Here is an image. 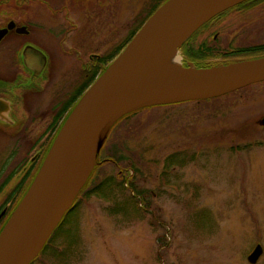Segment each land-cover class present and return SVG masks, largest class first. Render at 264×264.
Wrapping results in <instances>:
<instances>
[{
    "label": "rangeland",
    "instance_id": "374dc122",
    "mask_svg": "<svg viewBox=\"0 0 264 264\" xmlns=\"http://www.w3.org/2000/svg\"><path fill=\"white\" fill-rule=\"evenodd\" d=\"M159 1L117 0L113 20L102 10L101 52L123 44ZM78 13L81 21L93 17ZM250 24L251 41H260L264 14ZM198 35L195 46L204 39ZM263 117L264 82L230 96L149 106L120 122L106 146L122 161L99 163L102 176L123 170L151 206L126 220L109 212L110 201L84 200L81 247L70 264H251L255 245L264 247ZM175 152L188 161L175 164L165 184V158ZM33 264L56 263L40 257ZM256 264H264V253Z\"/></svg>",
    "mask_w": 264,
    "mask_h": 264
},
{
    "label": "water",
    "instance_id": "95a60500",
    "mask_svg": "<svg viewBox=\"0 0 264 264\" xmlns=\"http://www.w3.org/2000/svg\"><path fill=\"white\" fill-rule=\"evenodd\" d=\"M244 1L166 0L156 9L65 118L0 232V264H31L40 255L99 164L98 154L122 117L149 106L220 97L264 81V55L206 67L177 63L169 74L159 72L162 65L156 68L163 55L176 56L202 25ZM263 253L259 242L247 260L256 264Z\"/></svg>",
    "mask_w": 264,
    "mask_h": 264
},
{
    "label": "flooded vegetation",
    "instance_id": "af4514ba",
    "mask_svg": "<svg viewBox=\"0 0 264 264\" xmlns=\"http://www.w3.org/2000/svg\"><path fill=\"white\" fill-rule=\"evenodd\" d=\"M116 4L0 0V232L44 162L86 76L100 73L107 65L103 57L116 51L108 47L101 52L100 46V12L109 10L113 20ZM78 11L93 16L88 18L94 22L92 30H87L86 17H76ZM261 14L264 0H247L215 16L183 44L184 62L205 65L223 60L231 47L264 45V30L260 41H251V20ZM197 35L207 39L212 53L200 51L204 39L197 46L192 43Z\"/></svg>",
    "mask_w": 264,
    "mask_h": 264
},
{
    "label": "trees",
    "instance_id": "16d2710c",
    "mask_svg": "<svg viewBox=\"0 0 264 264\" xmlns=\"http://www.w3.org/2000/svg\"><path fill=\"white\" fill-rule=\"evenodd\" d=\"M161 1H159L148 12V15L141 21L140 25L133 31V33L127 38V40L123 44L115 48L116 51L112 54V56L103 57L104 63L107 64L106 66L103 67V70L100 73L97 74L94 73L89 76H86L85 84L82 88L78 90L76 100L79 99V97L88 89V87L96 80V78L105 70V68L110 64V62L129 43V41L134 37L136 32L141 28V26L146 22V20L162 4L160 3ZM200 46H201L200 51H202L203 53L205 54L212 53L211 52L212 48L208 46V42L206 43V41H204ZM191 50L196 51V49L194 48ZM228 50H230L227 52L229 55L227 57H224L223 60H218V61H224V60L231 61L243 57H258L264 55V45H257V44H250L245 47H240L237 49H233L231 47ZM212 63L213 62L209 64L197 65V66L206 67ZM250 86H247L243 89L249 88ZM232 93L234 94L235 92ZM205 100H209V99H205ZM74 105H71V108H73ZM134 113L135 112L122 117L114 125L106 141L109 139L110 134L115 130L118 124L122 122L124 119L130 117ZM106 144L107 143L105 142L98 154V159L99 161L101 160L100 163L105 162L106 159H112L116 165H119L122 160L119 159L118 155L112 148L108 149V146H106ZM181 154H182L181 152H175L168 155L165 158V168L163 172L165 184H171L168 179V173L171 171V169L175 168L174 166L175 164L180 167H184L187 164L188 160L184 158L183 155ZM91 196H98L106 201L112 202V204L107 207L109 212L111 214H120L126 220L142 218L144 208L148 210L151 206L149 201L146 200L144 192H142L140 189H137L132 177L130 178L129 176H127V174L123 172V170L120 169H119V174L110 173L104 175L103 177L102 168L98 164L93 169L86 184L82 187L81 191L76 197L73 205L64 215L60 224L57 226V228L55 229V231L47 241L45 247L43 248L42 252L40 253V255L36 260H38L40 257L43 258L51 257L53 258L56 264H70V262L74 258L75 255L74 253H76V249L81 247L80 206L84 200H88Z\"/></svg>",
    "mask_w": 264,
    "mask_h": 264
},
{
    "label": "bare ground",
    "instance_id": "6f19581e",
    "mask_svg": "<svg viewBox=\"0 0 264 264\" xmlns=\"http://www.w3.org/2000/svg\"><path fill=\"white\" fill-rule=\"evenodd\" d=\"M168 55L169 54L163 55L161 57L162 59L158 62V64H156L157 71H159V67L162 65V67L160 68V71H159L161 74L162 73H165V74L171 73L170 71L173 70V66H175V64H177L180 60V58L177 54L173 58L170 55L169 56ZM162 60H164L163 63H161Z\"/></svg>",
    "mask_w": 264,
    "mask_h": 264
}]
</instances>
